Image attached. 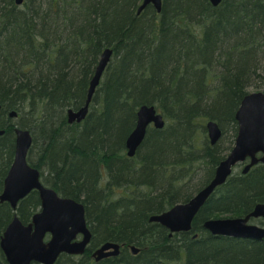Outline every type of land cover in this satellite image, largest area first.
<instances>
[{
	"label": "trees",
	"instance_id": "trees-1",
	"mask_svg": "<svg viewBox=\"0 0 264 264\" xmlns=\"http://www.w3.org/2000/svg\"><path fill=\"white\" fill-rule=\"evenodd\" d=\"M142 1L0 0V194L18 126L31 131L32 146L39 132L40 155L29 163L61 197L84 204L93 234L82 257L63 254L56 264H264V239L217 236L203 226L264 202V164L234 173L191 231L170 236L150 222L193 196L199 170L198 185L206 186L228 153L210 143L207 122L223 135L233 130L235 141L241 101L250 89L264 91V0H163L161 12L149 4L138 13ZM107 48L111 61L86 119L68 125V109L84 106ZM144 104L156 106L166 125L150 128L129 157L126 140ZM40 205L36 192L16 211L0 203V235L14 214L28 224ZM105 242L120 244L121 254L95 261ZM0 264H7L1 248Z\"/></svg>",
	"mask_w": 264,
	"mask_h": 264
},
{
	"label": "water",
	"instance_id": "water-1",
	"mask_svg": "<svg viewBox=\"0 0 264 264\" xmlns=\"http://www.w3.org/2000/svg\"><path fill=\"white\" fill-rule=\"evenodd\" d=\"M15 1L17 5L24 2V0ZM210 1L217 6L223 0ZM149 4H152L157 12H161L163 0H143L138 13ZM112 54L111 48L103 51L90 81L85 104L77 110L68 109L69 122L81 123L86 119L91 101ZM10 116L16 117L17 113L13 111ZM235 118L238 124L235 146L218 165L211 182L188 202L176 204L162 214L151 216L150 221L160 223L172 233L191 231L193 220L198 212L215 190L226 182L237 163L250 159V163L243 170L246 173L252 165L259 161L264 162V92L248 93L241 101ZM151 123L155 128L162 129L166 125V119L154 106L143 105L137 112L136 126L126 140L127 156H135ZM206 129L212 144L222 137L223 132L217 122L208 121ZM14 133L16 136L14 160L5 177L0 202H7L12 209L16 210L20 200L33 190H37L41 206L40 211L33 215L29 224H24L20 217L14 214L13 219L4 229L0 238V248L7 264H55L61 254H84L93 238L86 220L84 204L72 198L61 197L55 189L41 181L40 170L32 166L27 158L33 142L31 131L16 126ZM3 134L4 130H0V135ZM259 154H261L260 157H258ZM251 217L264 218V205L258 204L245 217L212 218L206 220L203 226L217 236L263 239L264 227L249 224ZM47 234L48 241L45 240ZM78 236L81 238L78 239ZM131 249L134 254L139 251L135 246ZM120 250V244L105 242L93 251L92 257L100 261L118 256Z\"/></svg>",
	"mask_w": 264,
	"mask_h": 264
},
{
	"label": "bare ground",
	"instance_id": "bare-ground-1",
	"mask_svg": "<svg viewBox=\"0 0 264 264\" xmlns=\"http://www.w3.org/2000/svg\"><path fill=\"white\" fill-rule=\"evenodd\" d=\"M210 2H211V1H210ZM100 57H101V56H100ZM99 60H100V59H99ZM110 61H111V60H110ZM110 61H109V63H110ZM98 63H99V61H98ZM109 63H108V65H109ZM97 65H98V64H97ZM108 65H107V67H108ZM96 67H97V66H96ZM107 67H106V69H107ZM106 69H105V70H106ZM104 72H105V71H104ZM144 105H147V106H154V105H148V104H144ZM142 106H143V105H141V106L138 108V110H139ZM154 107L156 108V106H154ZM156 109H157V108H156ZM158 111H159V110H158ZM137 112H138V111H137ZM159 112H160V111H159ZM9 116H10V115H9ZM66 116H67V123H68V125H72L73 123L69 122V120H68V114H67ZM10 118H11L12 120L15 119V118H13V117H11V116H10ZM74 123H76V122H74ZM136 123H137V122H136ZM135 126H136V125H135ZM17 127H18V126H17ZM15 128H16V126L14 127V129H15ZM134 128H135V127H134ZM150 128H155L153 123H151V124L148 126V130H149ZM164 128H165V126H164ZM14 129H13V130H14ZM155 129H157V128H155ZM162 129H163V128H162ZM133 130H134V129H133ZM133 130H132V131H133ZM148 130H147V132H148ZM237 132H238V131H237ZM130 134H131V133H130ZM130 134H129V135H130ZM207 135H208V131H207ZM222 135H223V134H222ZM14 136H15V133H14ZM236 137H237V135H236ZM208 138H209V137H208ZM235 140H236V138H235ZM15 141H16V136H15ZM209 141H210V139H209ZM219 141H220V139H219L216 143H219ZM210 143H211V141H210ZM216 143H215V144H216ZM211 144H212V143H211ZM215 144H212V145H215ZM234 146H235V141H234L233 145L231 146L230 151H229V152L226 154V156L224 157V159L230 154V152H231V150L234 148ZM31 148H32V146H31ZM29 151H30V150H29ZM29 151H28V153H29ZM260 156H261V154L258 155V157H260ZM224 159H223V160H224ZM223 160H221L220 163H221ZM220 163H219V164H220ZM249 163H250V159H249V158H247L246 160H244V161H242V162L237 163V164L233 167L231 174L227 177V180H228L231 176L234 175V173H235V169H236L238 166L242 167V173H243V174H247V173H248L253 167H256V166H258V165H262V164H264V162L259 161V162H257L256 164L252 165V166L250 167V169L245 173L243 170H244V168H245ZM219 164H218V165H219ZM218 165H217V167H218ZM217 167H216V168H217ZM175 171H176V170L173 169V172H175ZM215 171H216V169H215ZM214 175H215V173H214ZM201 176H202V175H201ZM213 177H214V176H213ZM198 179H199V178H198ZM212 179H213V178H212ZM212 179H211V180H212ZM211 180H210V182H211ZM227 180H226V182H227ZM194 181H195V179H194ZM194 181H193V182H194ZM190 182H191V184H190V187H191L193 182H192V180H190ZM210 182H209V183H210ZM226 182H225V183H226ZM209 183H208V184H209ZM225 183H224V184H225ZM208 184H207V185H208ZM194 186H198V180H197V185H194ZM221 186H222V185H221ZM221 186H219V187H221ZM204 187H205V186H202L199 190H197L196 192H194L192 197H194V196H195V195H196V194H197L202 188H204ZM219 187H218V188H219ZM191 188H194V187H191ZM218 188H217V189H218ZM217 189H216V190H217ZM216 190H215V192H216ZM215 192H214V193H215ZM214 193H213V194H214ZM213 194H212V195H213ZM192 197H191V198H192ZM210 197H211V196H210ZM210 197H209V198H210ZM191 198H190V199H191ZM190 199H189V200H190ZM189 200H188V201H189ZM188 201H186V202H188ZM207 201H208V200H207ZM180 203H185V202H180ZM176 204H179V203H176ZM176 204H175V205H176ZM258 204L264 205V202H259V203H257V204L255 205V207H256ZM175 205H173L171 208H173ZM203 207H204V206H203ZM203 207H202V208H203ZM255 207H254V208H255ZM171 208H170V209H171ZM202 208H201V209H202ZM170 209H168V210H170ZM168 210H166V211H168ZM253 210H254V209H253ZM253 210H252V211H253ZM166 211H164V212H166ZM252 211H251V212H252ZM251 212H250V213H251ZM162 213H163V212H162ZM162 213H160V214H162ZM198 213H199V212H198ZM250 213H249V214H250ZM157 215H159V214H157ZM247 215H248V214H247ZM247 215H245V216H247ZM153 216H154V215H153ZM245 216H240V217H245ZM150 218H151V217H150ZM219 218H236V217L226 216V217H219ZM194 219H195V218H194ZM150 222H152V221H150ZM155 223H157V222H155ZM248 223H249V224H255V225H258V226L264 227V218H263V217H258V218L251 217V218L249 219V222H248ZM159 224H160V223H159ZM162 226H163V225H162ZM164 227H165V226H164ZM165 228H166V227H165ZM167 229H168V228H167ZM168 230H169V229H168ZM169 232H170V236H172V235H174V234H176V233H179V232H174V233H172L170 230H169ZM188 232H189V231H188ZM1 235H2V233H1ZM1 235H0V238H1ZM228 237H231V236H228ZM232 238H236V237H232ZM238 239H252V238H238ZM263 239H264V238H263ZM254 240H262V239H254ZM103 244H104V243H103ZM103 244H101V245H103ZM101 245H100V246H101ZM100 246H99V247H100ZM132 246H134V245H132ZM132 246H130V249H131ZM135 247H136V246H135ZM136 248H138V247H136ZM138 249H139V251H138V253H139V252H140V248H138ZM121 251H122V248H121V250H120V254H121ZM131 252L133 253L132 249H131ZM138 253H136V254H138ZM84 254H85V253H84ZM84 254H80V255H79V254H74V255H72V257H82ZM120 254H119V255H120ZM133 254H134V253H133ZM119 255H118V256H119ZM93 259H94V258H93ZM94 260H95V259H94ZM95 261H96V260H95Z\"/></svg>",
	"mask_w": 264,
	"mask_h": 264
},
{
	"label": "rangeland",
	"instance_id": "rangeland-1",
	"mask_svg": "<svg viewBox=\"0 0 264 264\" xmlns=\"http://www.w3.org/2000/svg\"><path fill=\"white\" fill-rule=\"evenodd\" d=\"M252 92H264V91L263 90H257V89H250L249 93H252ZM34 134L36 136V143L33 144V146H32V156L36 157L37 155L38 156L40 155V136H39V132L38 133L35 132ZM219 142L222 145V147H224V149H227L228 150L227 152H229L231 149V146L233 145V142H234L233 130H230V129L227 131L225 130L224 135H222ZM241 169H242V167L238 166L235 169V173L239 172ZM198 172H199L198 173L199 175L198 176L196 175L195 178H193V179H195V181L192 183V186H191V187H194L191 189L192 193L196 192V190L198 188L202 187L200 185L194 186V185H197V180H198L199 176L201 177V175L204 173V170H202V171L199 170ZM118 190H120V193H123V191L125 192V188H123V189L120 188ZM39 211H40V208L35 213H37ZM224 217H226V216H224ZM45 240H47V241L49 240L48 234L46 235Z\"/></svg>",
	"mask_w": 264,
	"mask_h": 264
},
{
	"label": "flooded vegetation",
	"instance_id": "flooded-vegetation-1",
	"mask_svg": "<svg viewBox=\"0 0 264 264\" xmlns=\"http://www.w3.org/2000/svg\"><path fill=\"white\" fill-rule=\"evenodd\" d=\"M30 156H32V150L30 149V151H29V153H28V161H29V157ZM41 180L43 181V177H42V174H41ZM32 192H36L37 194H38V196H39V193H38V191L37 190H33ZM40 198V197H39ZM80 238H81V236H80ZM67 256V255H66ZM68 256H72V255H68Z\"/></svg>",
	"mask_w": 264,
	"mask_h": 264
}]
</instances>
